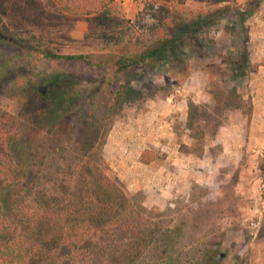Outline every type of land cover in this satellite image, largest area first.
<instances>
[{
  "label": "rangeland",
  "instance_id": "374dc122",
  "mask_svg": "<svg viewBox=\"0 0 264 264\" xmlns=\"http://www.w3.org/2000/svg\"><path fill=\"white\" fill-rule=\"evenodd\" d=\"M193 11L219 13L206 27L182 37L174 53L166 52L152 60L151 68L139 66L126 73L125 77L131 80L132 94L126 98L120 112H114L107 134L108 138L114 127L122 133L131 119L138 115L146 118L155 107L168 108L174 117L169 130L172 133L170 144L161 139L154 150L150 148L152 146L148 148L156 155L154 179L147 177L151 169L139 163L136 156L134 159L131 156L134 153L130 154L129 149L117 153L121 158L127 157L123 159L124 164L130 163L126 169L111 164L114 161L110 160L105 145L103 156L131 196L136 211L143 213L142 209H146L149 222L146 225L154 226V221L162 220L171 228L179 226L182 235L178 247L183 248L189 262L194 258L197 264H264V148L259 151L256 146H251L243 152L238 149L239 152L234 154L237 165L229 169L228 177L223 175V182L210 177L213 185L194 184L191 194L186 192L187 187L180 193L182 187L176 179L169 183L166 174L165 177L162 175L163 164L178 158V152L184 149L182 138L190 133L184 130L189 128V115L180 119V110L173 107L183 88L189 94L194 93V98H205L204 88L208 91L205 102L195 98L189 107L190 116L200 118V122L192 119L196 136L204 132L212 140L222 122L225 127L229 122L245 129L252 124L249 86L254 71L264 62L263 56L255 53L260 46L252 37L264 33L258 28L264 25V0H186L173 10L157 4L145 6L142 0H115L103 10L77 16L63 13L48 0H0V15L11 34L0 30V70L13 68V72L3 76L0 82V105L10 112H19L20 99L29 94L34 81L42 74L61 72L70 75L67 77L69 84L76 83L75 91L88 89L87 103H95L96 115L100 116L103 108L111 105L110 89L118 83L113 79L112 66L97 68L55 60L33 64L37 52H30V47L60 54H89L106 60L117 51L131 54L141 50L155 37L170 34L174 24L180 26L175 35L180 34L185 29L184 24L190 22ZM242 56L248 61L245 68L248 76L237 78L233 67L237 69ZM80 79L82 82L79 83ZM97 85L101 89L94 93ZM83 98L86 97L83 95L79 101ZM224 108L235 109V116L228 119V116H221ZM239 109L243 112L238 114ZM215 148L211 142L212 153ZM200 149L199 144L195 153L199 154ZM247 156L251 173L242 177V188H239L240 164ZM218 163L220 172L228 169L225 161ZM136 239L128 238L131 242ZM173 239H170L171 243Z\"/></svg>",
  "mask_w": 264,
  "mask_h": 264
},
{
  "label": "trees",
  "instance_id": "16d2710c",
  "mask_svg": "<svg viewBox=\"0 0 264 264\" xmlns=\"http://www.w3.org/2000/svg\"><path fill=\"white\" fill-rule=\"evenodd\" d=\"M48 1L63 13L77 16L103 10L115 0ZM142 1L145 6L157 4L172 10L186 2ZM218 13L193 11L180 34L175 35L180 26L174 24L170 34L146 42L147 47L131 54L117 51L106 60L30 47V52H37L33 64L55 60L97 68L112 66L118 83L110 89L111 105L100 116L96 115L97 105L87 103L88 89L75 91L76 83L69 84L70 75L61 72L42 74L34 81L29 94L20 99L19 112L0 105V264H197L194 258L189 262L178 247L179 226L171 228L162 220L146 225V209L136 211L131 196L104 159L103 147L114 112H120L132 94L126 73L139 66L151 68L152 60L174 53L182 37L206 27ZM0 30L10 34L1 15ZM239 62L237 69L233 67L236 77H247L246 56ZM11 72L13 68L1 69L0 82ZM100 89L97 85L93 92ZM83 95L86 98L80 102ZM153 159L149 149L140 155L142 163ZM130 237L139 238L131 242Z\"/></svg>",
  "mask_w": 264,
  "mask_h": 264
},
{
  "label": "crops",
  "instance_id": "0c3cea01",
  "mask_svg": "<svg viewBox=\"0 0 264 264\" xmlns=\"http://www.w3.org/2000/svg\"><path fill=\"white\" fill-rule=\"evenodd\" d=\"M259 30H264V25L258 27ZM261 36H253V42L258 43L260 46L256 50V54L260 53L264 59V33H260ZM251 84L249 86L251 92V101H252V112H250L251 120L249 128H241L232 126L228 122L225 127V123L222 122L216 130V133L213 135V139L211 140L208 134L204 135L203 132L200 136L195 135V131L193 130L194 125L192 124V119H198L200 122V118L190 116L189 107L193 105L192 101L200 100L205 102L206 94L208 93L207 89L204 88V97H193V94H189L190 92H186L183 88L182 94L179 98L175 99V103L173 107L180 110V116L186 117L189 115L191 121L189 123L190 129L185 128L186 132L190 131L187 136L183 137V147L178 153V158L176 157L175 161H170L169 163L163 164V173L166 174L167 181L171 183L173 179H176V182L180 184L182 188H180V193L183 192V188L187 187L186 192L191 194L192 188L194 184H198L201 186L213 185V180H210V177H215V179L220 180V182L224 181L223 175L226 177L229 176V169L234 168V154L235 151L243 152V149H249L251 146H256V148L260 151L264 148V62L258 65V69L254 71V74L251 79ZM198 92V91H197ZM176 98V97H175ZM204 98V99H203ZM168 104L171 102L168 101ZM202 104V103H201ZM200 104V105H201ZM203 106L205 104H202ZM206 107V106H205ZM172 108V105H170ZM173 108V109H174ZM168 109V108H167ZM164 109H159L155 107L151 109V114L146 118H143V115H138L135 118L131 119V123L129 121L126 124L125 128L122 130V133L117 130V127L112 128L110 131L105 148L110 154V160L113 166L117 165L118 167H122L126 169L130 166V163L124 164L123 159H127V157L121 158L117 156V153H120L121 150H128L131 153H134L133 156L135 159L138 158L139 163L143 164L145 167L148 166L151 170H149V176L156 175L157 172H153L156 169V165L154 160L156 159V155H154V159L149 163H142L140 161V155L145 150L156 147V145L163 139L165 144L169 145L170 131L172 121L174 119L171 116V111H167ZM223 109V108H222ZM221 109V116L234 117L236 114V110H229L228 108ZM164 110V111H163ZM230 112V113H229ZM243 110H237V113H241ZM160 114V115H159ZM213 115V113L211 112ZM187 118V117H186ZM226 119V120H227ZM170 130V131H169ZM212 137V136H211ZM168 141L166 142V140ZM201 139V140H200ZM209 139V140H208ZM211 142H213L215 148L214 153L211 151ZM200 144V152L199 154L195 153L196 146ZM210 149V150H209ZM240 152V153H241ZM154 154V153H153ZM117 156V157H116ZM171 156V155H169ZM248 156L247 159H242L241 167L242 173L238 180L239 188H242L243 180L242 177L245 174L251 173L250 165H248ZM171 159H174L173 157ZM225 161L228 169L224 172H220L219 163ZM175 163V164H174ZM221 165V164H220ZM147 168V167H146ZM256 175V173H254ZM165 177V175L163 176ZM165 178V180H166ZM255 178V177H254ZM154 179V176L152 177ZM151 180V179H150ZM168 183V184H169ZM204 191H207L204 189ZM185 192V191H184Z\"/></svg>",
  "mask_w": 264,
  "mask_h": 264
},
{
  "label": "built area",
  "instance_id": "2783aa9c",
  "mask_svg": "<svg viewBox=\"0 0 264 264\" xmlns=\"http://www.w3.org/2000/svg\"><path fill=\"white\" fill-rule=\"evenodd\" d=\"M176 92H180V90L179 89H176ZM263 187H264V184H263Z\"/></svg>",
  "mask_w": 264,
  "mask_h": 264
}]
</instances>
